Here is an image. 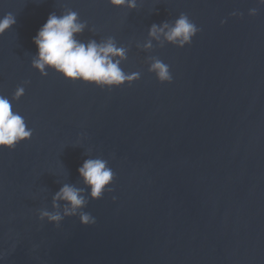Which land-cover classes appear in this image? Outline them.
I'll return each instance as SVG.
<instances>
[{"label":"water","instance_id":"water-1","mask_svg":"<svg viewBox=\"0 0 264 264\" xmlns=\"http://www.w3.org/2000/svg\"><path fill=\"white\" fill-rule=\"evenodd\" d=\"M135 5L0 0V19L15 18L0 34V95L32 130L0 148V264H264V4ZM68 9L87 21L78 41L112 37L126 49L122 70L140 78L101 89L34 69L33 37ZM181 13L199 29L190 44L149 36ZM153 58L171 83L148 71ZM97 158L114 180L93 199L77 169ZM64 185L80 191L94 224L64 216L63 200L53 207ZM44 211L63 219L52 224Z\"/></svg>","mask_w":264,"mask_h":264},{"label":"clouds","instance_id":"clouds-1","mask_svg":"<svg viewBox=\"0 0 264 264\" xmlns=\"http://www.w3.org/2000/svg\"><path fill=\"white\" fill-rule=\"evenodd\" d=\"M264 4V0H258ZM114 7L127 6L134 8L135 0H109ZM251 15L256 14V9L250 10ZM233 16L239 15L236 12ZM15 24L12 14L5 15L0 19V34ZM87 27V21H81L77 12L68 9L60 16L52 13L47 21L38 30L33 43L37 47L36 57L31 66L38 70L42 76L48 74L51 69L61 74L65 79L81 81L95 85L101 89L119 87L125 83L131 85L140 78V73L126 74L120 67L121 60L126 59V49L117 47L115 40L109 37L106 41L97 43L95 40L87 44L78 41L76 35L82 33ZM199 29L190 21L188 16L181 13L171 27L167 22L161 25L153 24L149 29V36L159 39L161 35L178 47L183 48L190 44L192 38ZM151 47V41L145 45ZM119 57V59H115ZM148 71L155 74L160 83H171L172 76L169 66L159 58H153ZM28 82L26 81L25 84ZM24 94V87H17L12 100H19ZM32 130L28 129L23 117L13 111L9 98L0 95V148L12 150L15 146L30 139ZM83 181L91 189L93 199H100L108 185L114 180V173L103 159H87L77 169ZM108 191H112L108 188ZM115 199V198H113ZM66 202L64 216L79 215L80 223L91 225L95 218L86 212L80 211L86 204V200L80 191L72 186L64 185L53 198V207H57L56 201ZM41 218H46L50 223L59 225L63 216L58 213L44 211Z\"/></svg>","mask_w":264,"mask_h":264}]
</instances>
